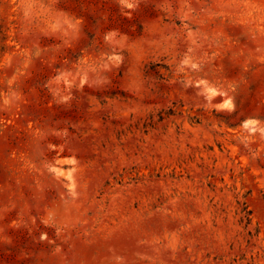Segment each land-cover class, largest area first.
<instances>
[{
    "label": "rangeland",
    "instance_id": "374dc122",
    "mask_svg": "<svg viewBox=\"0 0 264 264\" xmlns=\"http://www.w3.org/2000/svg\"><path fill=\"white\" fill-rule=\"evenodd\" d=\"M0 264H264V0H0Z\"/></svg>",
    "mask_w": 264,
    "mask_h": 264
}]
</instances>
